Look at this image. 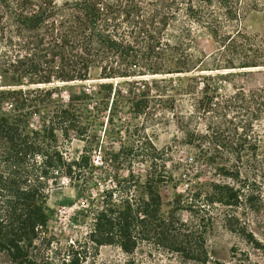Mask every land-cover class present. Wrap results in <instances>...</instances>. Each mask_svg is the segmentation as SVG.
<instances>
[{"label":"trees","instance_id":"16d2710c","mask_svg":"<svg viewBox=\"0 0 264 264\" xmlns=\"http://www.w3.org/2000/svg\"><path fill=\"white\" fill-rule=\"evenodd\" d=\"M259 5V0H0L3 75L13 82L27 77L33 84L47 86L84 81L96 70L100 79L116 81L110 113L117 109L118 97L135 120L143 117L146 124L164 123V113H171L197 157L217 164V173L238 185L211 184V192L202 196L205 203L198 206L206 216H200L201 224L188 225L172 213H162L164 174L147 175L140 183L129 172L103 192L105 198L92 212L87 235L61 248L48 230L51 182L60 173L77 179L76 171L84 165L82 159L54 164L50 153L54 131L75 126L77 103L86 98L70 96L71 103L53 114L48 126L31 134L23 133L18 120L0 117L4 143L0 151V254L8 264H86L100 246L115 245L132 255L141 244L199 264H223L211 260L203 237L212 228V211L250 203V195L261 187L249 177L264 179V85L246 89L236 82L256 73L247 70L264 68L258 64L257 39L237 25L243 13ZM200 35L214 41L225 69L232 70L215 75L233 82L230 94H220L203 83L201 96L195 97L192 75L206 57L196 49ZM186 74L191 75L192 85L180 91L192 94V110L184 115L169 91L170 77ZM120 84L128 88L126 97ZM100 88L110 93L106 97L110 100L113 82ZM50 93L44 90L45 96ZM196 116L204 121V132L188 129ZM138 126L133 124L135 131ZM146 143L143 158H154L158 150ZM136 187L142 190L139 198L129 194ZM245 191L250 193L245 196ZM199 197L189 205L194 206ZM223 219L225 223L239 221L234 214L225 213ZM244 225L237 232L253 240Z\"/></svg>","mask_w":264,"mask_h":264},{"label":"rangeland","instance_id":"374dc122","mask_svg":"<svg viewBox=\"0 0 264 264\" xmlns=\"http://www.w3.org/2000/svg\"><path fill=\"white\" fill-rule=\"evenodd\" d=\"M259 8L250 9L243 13L237 25L243 32L257 39V46L261 57L258 64H264V0H259ZM228 30H231L230 28ZM196 49L206 57L204 63L194 71L196 85L195 97L202 94V84L214 87L220 94H230L233 82L224 81V77L215 75L229 73L225 69L224 61L217 50L216 44L208 35L198 36ZM189 69H193L190 67ZM263 66L247 71L256 72L246 79L239 78L246 89H255L264 85ZM190 74L174 75L171 78V91L177 105L182 106L184 115L191 112L192 94H182L180 89L192 85ZM205 78H210L207 81ZM113 82L110 100L106 97L109 92L100 88L101 84ZM116 81H104L99 78L98 71H92L89 78L77 82H54L44 86L33 84L25 77L21 81L13 82L8 75H3L0 69V117L9 120H18L19 127L25 134L32 131H41L50 124L52 115L58 110L65 109L71 103L70 96L82 95L86 98L77 103L75 126H63L55 130V143L50 158L54 164L63 162L81 161L84 165L77 170V179H69L64 173L56 175L51 182L49 199L46 204L48 215L49 235L60 244L61 248L71 241L84 238L89 232L92 222V212L100 208L105 198L104 191L113 188L116 182L128 177L131 172L140 178L142 183L147 175L164 174L166 181L160 187L162 197V213H172L175 217L188 225L201 224L200 216H206V211H200L205 203L202 196L211 192V184H229L237 188V183L222 177L216 171L217 164L210 165L197 157V152L188 145V138L176 124L175 117L165 112L164 123L151 122L140 117L135 120L124 103L118 97L117 109L109 112L111 98ZM118 88V87H117ZM140 89V86H138ZM120 91L126 97L127 86L120 84ZM49 90L50 96L44 95ZM138 123L135 131L133 124ZM59 128V127H58ZM191 131L204 132V121L196 116L188 127ZM151 142L158 154L154 158H143L144 147ZM4 143L0 141V151ZM150 156L152 150H148ZM63 170V169H62ZM243 176L247 173L242 171ZM80 178V179H78ZM255 179L260 185L251 194V202L241 203L238 207H216L212 211V228L203 234L206 248L212 261L223 264H264V179ZM250 192L245 191L246 196ZM133 198L142 196L139 187L131 188L129 192ZM117 193H114L113 204ZM194 206L189 205L195 196ZM175 201H179L175 202ZM192 206V207H190ZM190 208V209H189ZM190 210V211H189ZM194 211V212H193ZM197 212V213H195ZM234 214L239 221L225 223L224 214ZM245 224V232L253 235V240L237 231ZM231 228V229H230ZM236 230V232L230 231ZM0 264H8L0 254ZM86 264H199L188 261L180 255L155 251L147 244H141L132 255L124 253L118 246L103 245L98 248V254L87 260ZM213 264V263H209Z\"/></svg>","mask_w":264,"mask_h":264}]
</instances>
